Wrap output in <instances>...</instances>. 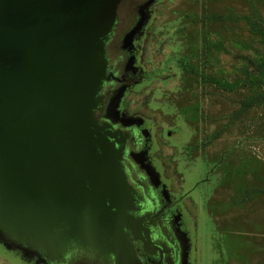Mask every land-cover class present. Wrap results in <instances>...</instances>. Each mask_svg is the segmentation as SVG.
Returning <instances> with one entry per match:
<instances>
[{"label": "rangeland", "instance_id": "rangeland-1", "mask_svg": "<svg viewBox=\"0 0 264 264\" xmlns=\"http://www.w3.org/2000/svg\"><path fill=\"white\" fill-rule=\"evenodd\" d=\"M130 3L116 66L144 78L107 82L101 114L141 127L131 158L178 201L180 264H264V0ZM41 255L0 229V264Z\"/></svg>", "mask_w": 264, "mask_h": 264}, {"label": "water", "instance_id": "water-1", "mask_svg": "<svg viewBox=\"0 0 264 264\" xmlns=\"http://www.w3.org/2000/svg\"><path fill=\"white\" fill-rule=\"evenodd\" d=\"M124 1L0 0V229L53 261L142 264L150 240L99 119Z\"/></svg>", "mask_w": 264, "mask_h": 264}, {"label": "flooded vegetation", "instance_id": "flooded-vegetation-1", "mask_svg": "<svg viewBox=\"0 0 264 264\" xmlns=\"http://www.w3.org/2000/svg\"><path fill=\"white\" fill-rule=\"evenodd\" d=\"M133 0H125L120 8V16L118 27L115 28L107 42V57L109 61L108 73L113 74L111 83L129 84L132 82H142L143 74L141 73H126L119 72L117 63H119V52L117 42L120 35L128 27L129 6ZM112 86L106 83L103 87L102 94L107 97L112 91ZM99 119L102 122H107L110 125L111 131L118 134L117 139L123 141L125 139V152L123 156V165L128 176L130 185L135 190V199L139 210L135 213V218L144 224L149 232L150 240L144 233L141 239L134 241L135 249L142 264H180L184 255L186 246L185 239L182 242L179 235L180 215L174 209L178 201L169 202L170 209L165 208V192L162 194L157 190V183L154 177L143 178L139 171V165L135 160H132V154L138 155L144 152L145 147H142V130L124 129L118 125H113L104 119L103 115L99 114ZM145 145L148 142L144 139ZM136 146H139L138 148ZM136 147V149H135ZM147 147V146H146ZM148 172V171H147ZM150 174V173H149ZM145 179V180H144ZM165 198V199H164ZM133 239L132 233H130ZM184 238V237H183ZM42 256V257H41ZM40 256L43 264H96L93 261H84L80 259H72L66 261H51L47 260L43 255Z\"/></svg>", "mask_w": 264, "mask_h": 264}]
</instances>
